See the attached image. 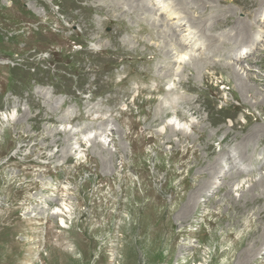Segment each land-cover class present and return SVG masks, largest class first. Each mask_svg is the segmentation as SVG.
Masks as SVG:
<instances>
[{"label": "rangeland", "instance_id": "1", "mask_svg": "<svg viewBox=\"0 0 264 264\" xmlns=\"http://www.w3.org/2000/svg\"><path fill=\"white\" fill-rule=\"evenodd\" d=\"M114 1L0 0V264H264V0Z\"/></svg>", "mask_w": 264, "mask_h": 264}, {"label": "bare ground", "instance_id": "2", "mask_svg": "<svg viewBox=\"0 0 264 264\" xmlns=\"http://www.w3.org/2000/svg\"><path fill=\"white\" fill-rule=\"evenodd\" d=\"M94 1H96V0H94ZM111 1V0H110ZM116 1V0H115ZM114 1V2H115ZM124 1V0H123ZM123 1H121L122 3H123ZM126 1V0H125ZM141 1V0H140ZM139 1V2H140ZM99 2V1H98ZM120 1H119V3L120 4H122ZM128 2V1H127ZM138 2V1H137ZM146 2V1H145ZM197 2V1H196ZM195 2V3H196ZM261 2V1H260ZM263 2V1H262ZM125 3V2H124ZM123 3V4H124ZM129 3V2H128ZM134 3H136V2H134ZM185 3V2H184ZM199 3V2H198ZM257 3V2H256ZM96 4V3H95ZM103 4V3H102ZM107 4V3H106ZM119 4V5H120ZM130 4H131V2H130ZM138 4V3H137ZM150 4V3H149ZM149 4H146V3H143V0L141 1V3L139 4L141 7H146V8H148L149 9ZM93 5V4H92ZM136 5V4H135ZM132 6V5H131ZM88 7L90 8V9H93V11L92 12H96L97 10H99L100 8H97V7H94L93 8V6H90V5H88ZM135 7V6H134ZM137 7V6H136ZM258 8V7H257ZM153 10V9H152ZM260 10L262 11L261 13L262 14H260ZM146 11V10H145ZM144 12V11H143ZM107 13V12H106ZM105 13V14H106ZM149 13V12H148ZM167 16L169 17V15L167 14ZM252 16V18H254L253 19V21H251V22H254L255 24L257 23V20L258 19H263L264 20V6H261V7H259L258 8V10L255 12V15H251ZM214 17V16H213ZM226 20V19H225ZM179 23H182V22H180L179 21ZM223 23V22H222ZM150 24V23H149ZM225 24V23H224ZM180 25V24H179ZM220 25V24H219ZM222 25V24H221ZM235 25V24H234ZM253 25V24H252ZM251 24H249V27H250V38H251V42H253V36H254V34H253V36H252V31L253 30H256L255 28L253 29ZM93 28V27H92ZM142 30L140 31V33L141 34H146V33H149L150 31H151V29L150 28H148V29H146V26H144L143 28H141ZM167 32V31H166ZM194 32H191V31H189V33L187 34V37H186V39H180L178 42L181 44V43H183V44H181L182 45V47H184L183 45L184 44H188V41H191L192 39L194 40V41H196L197 40V38H198V36L196 35V34H193ZM254 33V32H253ZM96 34V33H95ZM166 34V33H165ZM171 34V33H170ZM172 36V35H171ZM175 36V35H174ZM105 37V36H104ZM249 37V36H248ZM245 38V37H244ZM172 39V38H171ZM175 40V39H174ZM62 41V40H61ZM141 41V40H140ZM247 41V40H246ZM257 41V40H256ZM254 43V42H253ZM252 43V44H253ZM195 44V43H194ZM193 44V45H194ZM244 44V43H243ZM190 45V44H189ZM194 47H196V46H194ZM200 48H201V46H200ZM250 48V47H249ZM255 48V47H254ZM242 50V49H241ZM250 51L252 52L253 51V49H250ZM249 52V51H248ZM234 55V54H233ZM232 55V56H233ZM229 56V55H228ZM181 57V58H180ZM180 57H178V58H180V59H182L183 61H184V56L182 55V54H180ZM177 58V57H176ZM233 58H235V59H237V60H243L244 59V55L241 53V52H238L237 54H235V56H233ZM195 60H197V59H195ZM232 64V63H231ZM214 65V64H213ZM233 66H234V64H233ZM231 67V66H230ZM235 69L233 70L237 75H239V71L236 69V67H234ZM230 70V69H229ZM232 70V69H231ZM240 76V75H239ZM244 76V75H243ZM246 79H247V77H246ZM239 83H238V86H240V90H241V94H242V91H250V90H248V88H249V86H248V88H247V85L248 84H246V82L244 81V82H241L240 80L238 81ZM154 91H156V90H154ZM246 94V93H245ZM187 102H189V101H187ZM185 103V102H184ZM188 104H191V107L189 106V108H188V111L190 112H192L193 114L196 112L195 110H194V106H193V103H188ZM263 104V103H262ZM259 108V107H258ZM238 109V108H237ZM163 112H161L162 113V116L164 115V116H168L169 115V112L168 113H166V114H164V108H162L161 109ZM25 111V110H24ZM167 112V111H166ZM160 113V114H161ZM247 114H249V113H247ZM159 115V114H158ZM160 116V115H159ZM180 116H182V114H180ZM248 116V115H247ZM251 116V115H250ZM161 117V116H160ZM159 117V118H160ZM158 118V119H159ZM165 118V117H164ZM20 120V119H19ZM224 120V119H223ZM15 121H17V120H15ZM213 121V123H215V124H217L216 122H220V120L219 119H217V120H212ZM168 125H169V127H170V129L169 130H171V131H173V129L171 128L172 126H170V123H168ZM101 126V125H100ZM100 126H97V128H99ZM167 126V125H166ZM237 126V125H236ZM234 127V124L232 125V128ZM147 128V127H146ZM219 130L221 131V130H227L226 132H225V134H224V137L223 138H220V142L221 143H225V145H228L229 143H230V141H231V139H229V137H230V135H231V133H229V130H231V127H229L228 129H224V126L222 125V126H219ZM219 130H216V131H214L213 133V135H216L217 134V132L219 131ZM64 132H66V131H64ZM70 133V132H69ZM179 134H181V133H183V131H180V132H178ZM251 133V132H250ZM56 135V134H55ZM68 136L69 134L68 133H64V136ZM167 135V134H166ZM260 135V134H259ZM164 136H165V133H164ZM248 137H249V135H247ZM245 137H246V135H245ZM231 138V137H230ZM243 138V137H242ZM234 139V138H233ZM232 139V140H233ZM248 139V138H247ZM251 139V138H250ZM88 140V139H87ZM244 140V139H243ZM242 140V141H243ZM96 138L94 139V141H93V143H95L96 145L97 144H100L101 143V141H97V143H96ZM247 141V140H246ZM250 141V140H249ZM236 142V141H235ZM241 142V141H240ZM245 142V141H244ZM213 143V142H212ZM260 144H263L264 145V138L262 139V141L260 142ZM246 145V144H245ZM235 149V148H234ZM238 149V148H237ZM242 149V148H241ZM102 150H104V147H102L101 146V151ZM100 151V152H101ZM233 151V150H232ZM244 151V150H243ZM234 152V151H233ZM245 152V151H244ZM248 152V151H247ZM247 152H245V153H239V151H238V154H237V157L235 158L233 155H227V153L225 154L224 152H222V151H220L218 154V156H217V167H221L222 165H224V166H227V168L225 169V171H223V173H220V176L218 177V181L219 180H221L222 178V182H223V180H224V177L226 176V174H227V182H226V185H225V190H226V193L228 194V193H230L231 191H232V189H231V187H229V184L230 183H232L239 175H240V173L239 172H233L232 170H233V168H234V166H235V163L237 162L236 161V159L237 158H239L240 160H242V159H246V157L248 156L247 154ZM99 153V152H98ZM204 153V152H203ZM205 154V153H204ZM236 154V153H235ZM223 155L224 157H225V155H227L228 157L226 158L227 160H228V158H229V160H228V163H224V164H221V162H220V160L218 159V158H222L221 156ZM215 156V155H214ZM223 157V158H224ZM216 159V158H215ZM204 161V160H203ZM226 162V161H225ZM254 162H256V163H254ZM206 164H207V162H206ZM216 164V163H215ZM264 164V159H263V162H261L259 159H255L254 161H253V163L252 164H250L249 165V169L250 170H253L254 168H260V166H262ZM209 167H211V165L210 166H208V168ZM213 167H215V165L213 166ZM204 169V168H203ZM215 169V168H214ZM218 169V168H217ZM209 170V169H208ZM216 170V169H215ZM242 171V170H241ZM213 172V171H212ZM203 172H201V174H202ZM217 173V172H216ZM219 175V174H218ZM201 176V175H200ZM203 176V175H202ZM212 177H214V175L212 174V173H210V171L209 172H207V175H206V183L208 182V181H210V179L212 178ZM264 177V175L261 177V178H263ZM261 178H251V179H249V185H248V187L245 189V190H241V193L239 194V196H238V205L236 206V209L239 211V212H247L248 210H250V209H253L254 210V212H253V215L255 216H257V215H259V213H260V203H262V201L264 200H262L261 198H263L264 197V180H262ZM264 179V178H263ZM199 182H201V181H199ZM212 183H215V181L214 182H211V184ZM200 184V183H199ZM209 184H210V182H209ZM258 184H260V186H261V188H259V189H257L259 186H258ZM217 185H218V183H217ZM219 185H221L220 183H219ZM263 185V186H262ZM208 187V186H207ZM217 188H218V186H216ZM216 188V189H217ZM197 189V188H196ZM197 191H198V189H197ZM220 191V190H219ZM248 191H250L251 192V196L250 197H247V196H245L244 195V193L245 192H248ZM193 193H194V190H193ZM197 193V192H196ZM195 193V194H196ZM249 193V192H248ZM198 195V194H197ZM201 196H202V194H201ZM196 197L195 198V196H190L188 199H187V205H186V207H184L183 208V210L181 211V213L183 214V215H186V213H188L189 211H190V209H189V207L191 206V204L192 203H194V205H196L195 203H197V198H202V197ZM226 197V196H225ZM254 197H257L256 198V202L254 201ZM200 199H198V204H199V206H200V204L202 205V203H201V201H200ZM264 204V203H263ZM193 205V204H192ZM262 207V206H261ZM264 209V208H263ZM61 212H64V210H60V212H58L57 211V213H61ZM262 212V211H261ZM56 213V214H57ZM53 214V213H52ZM264 215V214H263ZM259 217V216H258ZM258 221V220H257ZM259 231V230H258ZM254 232V231H253ZM252 233V232H251ZM250 233V234H251ZM253 234V233H252ZM258 237V236H257ZM256 237V239L255 240H253L255 243L256 242H258V243H260V246H263L264 245V232L261 234V235H259V237L257 238ZM240 239H241V237H240ZM258 239H259V241H258ZM257 240V241H256ZM239 242V241H238ZM180 251L182 252V250L180 249ZM180 253V252H179ZM246 254V253H245ZM245 254H243V255H245ZM242 257V256H241ZM263 258V257H262ZM242 259L243 258H241V260L238 262V264H240L241 263V261H242ZM237 264V263H236Z\"/></svg>", "mask_w": 264, "mask_h": 264}]
</instances>
